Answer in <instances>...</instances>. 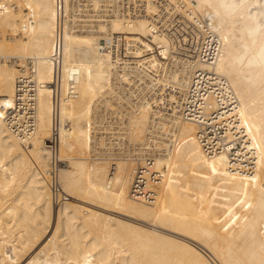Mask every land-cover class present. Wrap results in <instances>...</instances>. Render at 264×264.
I'll return each instance as SVG.
<instances>
[{
  "label": "bare ground",
  "instance_id": "6f19581e",
  "mask_svg": "<svg viewBox=\"0 0 264 264\" xmlns=\"http://www.w3.org/2000/svg\"><path fill=\"white\" fill-rule=\"evenodd\" d=\"M122 1L61 0L59 22L58 0H0V264H264V75L238 63L248 46L241 29L253 13L264 23V0H244L253 6L240 17L217 15L218 0H171L219 36L217 62L198 67L224 77L238 102L217 122L235 116L227 133L232 146L213 157L204 153L198 127L168 111L164 92L155 107L122 99L125 67L101 50L104 38L160 44L138 72L157 74L164 86L189 80L180 79L169 40L151 32L148 17L123 10ZM59 37V155L66 162L60 181L69 197L55 209L44 173ZM32 68L37 123L27 140V112L10 119L18 78ZM104 109L125 121L110 127L116 136L97 142L98 156L91 128ZM138 167L146 179L141 194L155 199L132 196Z\"/></svg>",
  "mask_w": 264,
  "mask_h": 264
},
{
  "label": "built area",
  "instance_id": "2783aa9c",
  "mask_svg": "<svg viewBox=\"0 0 264 264\" xmlns=\"http://www.w3.org/2000/svg\"><path fill=\"white\" fill-rule=\"evenodd\" d=\"M121 4L123 10L127 13L148 17L151 32L165 36L169 40V51L171 56L178 62L177 69L180 79L184 75L189 78L185 87L180 86L178 82L171 86L160 85L157 74L151 77L138 72V70L144 69L150 58L159 54L157 51L160 50V44L147 46L148 40L143 42L138 38L127 39L125 36L120 35L117 38L118 45H116L113 42L114 39L104 38L100 41L101 50L113 54L119 64L125 67V70L122 69L121 74L126 75L127 79L117 88L122 99L124 101L129 99L136 106L145 101V103L155 107V98L158 97L159 93L164 92L167 99H170L167 100L169 103L168 111H177L184 121L194 123L198 127L197 139L207 156L213 157L231 148L232 145L230 146L227 141V133L229 127L231 128L236 123L235 116L223 121L222 124L217 122L222 121L224 116L231 115L238 108L235 94L224 77L211 70L198 67L199 63L212 66L217 62L221 55L219 36L204 19L189 18L182 12L177 11L171 0H123ZM149 4L155 6V12L151 15L147 11ZM58 12L60 22L63 13L61 0H58ZM94 31V25H92V32ZM55 50L56 52L52 56L53 80L51 84L55 111L51 136L47 140V147L50 151L49 167L44 176L48 182L52 201L58 206L67 201L69 197L60 181V170L66 165V162L59 155L60 123L57 114V107L61 101L59 93L61 82L60 37L57 40ZM127 67L129 70H127ZM19 68L23 69L22 66H19ZM131 69L134 71H131ZM34 73L32 68L26 76L18 78L15 106L11 110L13 114L10 119L12 120L14 116H17L16 112L20 109L27 112L28 126L21 135L27 140L32 139L37 123V83L34 81ZM153 85H155L154 92L151 91ZM153 93H156V96H152ZM123 121H125L124 118L110 115L105 109L100 111V115L95 118L91 128L94 155L100 156L103 153L98 148L97 142L99 140L113 137V134L114 136L117 135V128L113 130L115 133L109 132L112 124L118 125ZM230 122L232 124H229ZM13 128L16 129V127ZM16 131L18 132V130ZM232 131H235V129H232ZM152 161L151 158L148 159L147 164L151 166L154 163ZM144 169L146 170V168ZM155 175H152L153 180ZM144 177L142 169L135 168L131 194L135 198L145 196L147 200L155 199L150 198V195H152L150 192L141 194L140 186L146 182Z\"/></svg>",
  "mask_w": 264,
  "mask_h": 264
},
{
  "label": "clouds",
  "instance_id": "9594fccd",
  "mask_svg": "<svg viewBox=\"0 0 264 264\" xmlns=\"http://www.w3.org/2000/svg\"><path fill=\"white\" fill-rule=\"evenodd\" d=\"M252 6L246 4L244 0H218L216 14L240 17L246 15ZM246 18L247 23L242 27L241 32L248 41V46L238 57V63L253 76L264 75V23H261L260 17L254 13Z\"/></svg>",
  "mask_w": 264,
  "mask_h": 264
},
{
  "label": "rangeland",
  "instance_id": "374dc122",
  "mask_svg": "<svg viewBox=\"0 0 264 264\" xmlns=\"http://www.w3.org/2000/svg\"><path fill=\"white\" fill-rule=\"evenodd\" d=\"M57 208V205H55V209Z\"/></svg>",
  "mask_w": 264,
  "mask_h": 264
}]
</instances>
